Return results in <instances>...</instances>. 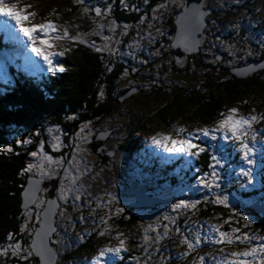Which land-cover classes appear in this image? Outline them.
<instances>
[{
	"label": "rangeland",
	"instance_id": "374dc122",
	"mask_svg": "<svg viewBox=\"0 0 264 264\" xmlns=\"http://www.w3.org/2000/svg\"><path fill=\"white\" fill-rule=\"evenodd\" d=\"M6 2L15 3L18 9L24 8L26 13L35 14L34 18H31L30 22L26 23L39 24L49 20L58 26L57 30L59 33H63L67 29L68 37L60 40H51L53 47L50 51L54 53H63L73 44H77L89 48L92 52L100 54L112 52L114 56H118V51L116 52L115 49L118 47L117 43L121 42L125 48L124 53L129 52V55H126L127 58H131L135 63L134 69L138 73H135V77L147 80L148 76L152 78V76L157 74V65L155 63L158 61H152L153 66H155L152 70L150 68H142L139 65L140 63L138 64L135 60L136 53L134 55L133 51L150 49L151 45L160 39V36L154 33V30H156V33L160 34V27L162 26L159 25L157 27L158 24H145L144 19L139 24H121L112 17V7L107 0H90L89 6L85 2L78 4L76 0H6ZM251 2V0H235L233 3L228 2V6H234L235 9L239 7L240 3L250 4ZM103 4L104 10L102 8ZM221 4L225 6L223 0H221ZM96 6L102 9V15L98 18L94 11ZM214 7L217 8V6ZM253 7L252 5V16L249 17L250 24L252 23L253 27L241 25L239 28L240 33L246 36V41L249 44L243 50L244 55H249V53H253V51L258 49L257 42L262 39L263 34L261 28L263 27L264 30V7L258 4ZM85 8L88 11H85ZM155 12L162 15L160 9L155 10ZM153 17H156V14H153ZM6 19L5 17H0V27H2ZM8 23L12 29L11 35L0 30V80L3 81L0 82V94L5 91V88L16 85L15 78L26 81L28 75L32 78L38 75L39 80H41V74H49L55 77L58 71L48 72V65L40 57L32 53L27 38L19 33V30L15 28L14 22L8 21ZM219 29V23L217 22L216 24L208 25L206 35L209 33L211 35ZM223 30L224 33H229L225 26ZM239 30L234 35L239 33ZM77 34L84 37L90 36V38L88 40L86 38L82 41H74L72 37L79 38ZM37 35L43 37L42 33L37 32ZM50 35L54 36L55 34ZM211 38L212 40L209 39V41L215 43V38ZM236 41L238 39L233 44ZM233 44L231 45L232 47L228 48L229 54L236 57L239 49ZM97 48L101 49V51H97ZM153 55H156L158 60L163 56L158 50ZM61 56L54 55L52 57L54 65L59 63ZM146 61L150 60H145L144 64H146ZM163 61L168 67L165 70V74L160 75L161 79L183 80L185 83H188L191 79L189 83L195 85L197 84L196 82H199V78L202 77L198 71L196 73L188 72V74L174 72L168 55L163 56ZM182 62L185 61L176 63L185 68V63ZM178 64L177 68L181 69ZM133 76L128 71L123 72L122 84H129L134 79ZM145 89L148 92L150 91L148 90L149 88ZM138 94L137 97L123 103L120 109L115 110V112L119 110V113H122L121 115H113L115 114L114 112L112 115L100 120V122L98 120L95 123L92 120H86L80 129L75 131L70 137L68 136L69 139H62V135L56 131V126H53L55 128L54 131H48L47 133L49 147H47L45 141L46 146L42 144L41 148L36 151L38 156L34 157L35 162L33 160V164H44L45 170L50 171L52 175L51 178L39 177V174L34 170L35 173H32L33 175L28 178L25 188L31 179H43L40 183L42 187H40L36 195L43 202V205L37 208L34 203H28L25 200L26 207L23 209L26 211L28 209L31 210L30 213L32 214L27 215V225L29 232H31L34 224L31 221L36 219L37 213L41 217L49 200L47 191L54 188V186L51 187L52 185H56L55 194L53 193L52 195L54 198L51 199L57 204L54 212V227L56 231V219L59 213V230L53 239L59 241V244L55 246L58 248V255L54 264H81L82 258L85 259L87 264H94L93 257H97L99 264H133L134 260H136V264H140V253L143 255L142 264H151L155 261L159 264H167L168 260H174L170 264H197L198 262H203L201 260L198 261L201 256L205 257L206 264H221L222 261L227 264L230 253L244 251L264 242V224L261 222L264 219V214L253 208L254 206L264 205V176L262 174L264 172V118L253 122L251 129H248L247 143L252 148L249 158L253 161L252 164H248L244 158L243 151L239 148V143L231 139L230 133H226L224 130L216 131L217 125L208 128L201 124L196 119L192 109H189L190 105L185 106L186 109L183 115L173 114L170 117H166V120L156 117L154 120H149L147 118L149 113H155L152 105L161 104L168 98L160 94L153 95V93H150L152 95L145 93L144 96L141 92H138ZM185 103L189 104V101ZM231 108L237 109V118L240 116L264 115V89L256 93L249 92L245 94L244 98L232 102V105L226 104L224 107L225 115L228 114V110ZM82 127H84V131L81 133ZM202 128H208L212 131L208 136H203L197 131ZM178 129H184V131L178 133ZM99 130H105V133L108 130L113 131L112 137L107 138L102 143L105 155L108 152L112 153V151L114 154L109 156V162L105 164H99L98 157L85 142L87 139H80V136L88 138ZM190 135L193 143L199 144L204 149L207 148L206 153H208L209 165L206 167L207 170L203 169V174L195 163V161L197 162V156H192L188 153L168 152L163 143H153V137L162 139L164 136H169L171 139H186ZM226 135L228 136L227 139L225 138ZM253 135L255 140L252 139ZM213 136H215V139H213ZM54 137L59 138L60 146L58 148L53 147L57 142ZM170 146L171 144H169ZM45 148L60 154L54 157L45 152ZM44 156L51 157V162L44 160ZM212 156H217L221 159L220 165L215 166V171L219 176L217 183H219L220 187L208 189L199 184L198 181L205 173H210L213 170L210 167V165L215 164L211 159ZM177 159L183 160V163H177ZM152 165L157 166V169L152 168ZM174 165L181 166V170L175 169ZM65 169L68 170L67 173ZM241 169L245 171L251 170L252 180L250 183L248 177L242 174ZM160 170L162 171L159 172ZM183 172L185 173L182 176ZM133 174L138 176L136 180L140 181L141 178L148 184L147 189H150L151 195L161 199L164 196L174 195L175 198H165L168 200L165 203L166 215L157 216L152 220H150L152 218L150 217L148 218L150 221H148L145 216L147 214L155 216L151 215L154 207L137 204L135 198L129 197L131 195L123 194L122 190L125 186L130 185V183L133 184L135 179ZM174 174L175 176H173ZM73 176L76 177L75 184L71 183ZM47 179L49 180L47 181ZM235 187L241 189L244 194L248 193L250 198L246 201L233 193L231 195L228 194L226 196L230 198L228 199V204L227 206L224 205V209L220 210L219 215H212L210 218H198L197 215L201 210L195 209L191 212V216L185 217L182 215L183 212H188L190 208L173 210L172 206L179 203L180 200H185L190 204L196 202L197 207V198L200 197V194H210V198H216L217 196L223 198L224 196L221 194L224 192L222 191H233ZM61 188L66 190L65 199L58 198ZM42 191L43 193H41ZM151 191H154V193L152 194ZM30 195L31 192L29 195L26 194V198ZM76 197L79 198L77 199ZM21 198H23L22 194ZM204 198L201 197V199ZM136 204L138 206H135ZM31 206H34L35 211ZM160 207L162 208L163 206ZM118 208H123L124 211L117 213L116 210ZM129 209H132V211ZM230 211L234 213V217ZM24 213L25 215L27 214L25 211ZM165 216L168 219H164ZM102 218L107 220L106 224L102 223ZM173 221L175 222L173 223ZM165 224L169 228L167 236L160 239L158 243L152 241L144 247L141 246L144 245L143 236L145 229H148L147 234L149 237H159L165 231L163 227ZM37 225L30 235L32 234L33 236ZM235 228H239L240 232L233 235L247 233L249 236L258 237L259 239H254L255 242L249 240L246 244L243 242L244 245L235 246L234 244H215L213 242L218 238L216 229L231 232ZM101 232L104 235H101ZM121 233L123 235H119ZM197 233H199L201 243L187 256L182 255L187 250V246L183 245L181 240L187 237L194 242ZM119 239L125 241L124 248L119 253L105 252L104 256H99L101 250L118 246ZM77 242L79 245L75 247ZM83 244L88 246L86 250L80 252L72 250L73 247L80 249ZM155 250H159L157 255ZM65 252L67 253V258H62L61 254ZM130 252H138V259L126 257ZM161 257L164 258L163 261ZM33 264L36 263L34 262Z\"/></svg>",
	"mask_w": 264,
	"mask_h": 264
},
{
	"label": "trees",
	"instance_id": "16d2710c",
	"mask_svg": "<svg viewBox=\"0 0 264 264\" xmlns=\"http://www.w3.org/2000/svg\"><path fill=\"white\" fill-rule=\"evenodd\" d=\"M107 1L112 7V17L121 24H139L144 19L145 24L151 23L153 25L158 24L157 27L162 26L160 27V34L154 30L160 39L156 40L150 49L133 51L134 55L136 53L135 60L138 64L140 63L142 68L152 70L155 67L152 61H158L155 63L157 74L152 78L148 76L147 80L135 77L138 74L134 69L135 63L131 58H127L126 55H129V52L124 53L125 48L121 42L117 43L118 47L115 49L116 52L118 51V56H114L112 52L107 54L92 52L89 48L73 44L59 58L58 64L63 65L64 71H58L55 77L49 74H41V80H39L38 75L34 78L28 75L26 81L15 78L16 85L5 88V91L0 94V148L11 145L13 150L12 152H0V248L12 243L10 235L19 239L25 247L31 241L32 234L30 235V233L38 221L36 219L31 221L34 223H32L31 232L28 228L26 232L20 231L21 226L28 222L24 211L26 213L31 212L30 209L26 211L22 208L21 192L25 188L28 178L35 171L21 173L29 163L35 162V158L30 153L37 151L42 144L46 146L47 133L49 129L54 131L53 126H56V131L62 135V139H69L86 120H92L94 123L98 120L100 122L106 116L112 115L118 108L120 109L123 103L137 97L138 92H141L143 96L145 93H149V95L153 93V95L160 94L168 98L161 104L152 105L155 113H149L147 116L149 120H154L155 117L166 120V117L173 114L183 115L185 106L190 105L189 109L195 113L196 119L209 128L218 125V121L223 118L222 114L225 112L226 104L232 105V102L244 98L245 94L256 93L264 89V67L253 70L246 76H238L234 72L235 69L247 66L251 62L264 60V47L260 48L264 45L259 41L257 42V50L249 55L243 54L245 46L249 44L246 41V36H243L239 30L241 25L251 26L249 17L252 16V5L255 7L258 4L264 7V0H251L252 2L247 3L248 5L240 3L239 7L235 9L234 6H228L230 2L233 3L235 0H223L225 6L221 4V0H209L208 8L211 9L212 13L206 18L207 26L204 28L200 40V49L195 55H187L184 59L185 62H182L185 63V68L176 63L170 46L175 31L174 17L180 11L183 0ZM84 2L89 6L90 0H84ZM162 4L166 5V9L159 7ZM103 6L104 4L102 5L104 10L105 7ZM157 9H160L162 15L154 11ZM153 14H156V17H153ZM216 22L219 23L220 29L211 35L210 33L206 35L208 25L216 24ZM236 24H239L237 29L239 33L234 35L237 30H233L232 26ZM224 26L229 33H224ZM78 37L76 39L78 41L90 38V36L84 37L82 35ZM211 37L215 38V43L209 41V39L212 40ZM236 39L238 41L233 44ZM232 44L239 49L236 57L229 54L228 48ZM157 50L163 56L168 55L170 57L171 68L174 72L188 74V72L196 73L198 71L202 75L198 80L199 82L192 85L189 83L191 79L189 84L183 80L161 79L160 75L165 74L168 66L165 65L163 56L158 60L156 55H153ZM147 59L150 61H146L144 64ZM177 64L181 69L177 68ZM127 71L134 75V79L129 84H122L123 72ZM145 88H149L150 91H146ZM188 101L189 104H186L185 102ZM119 114L122 113H119L118 110L113 115L118 116ZM69 116H73L75 119H68ZM16 140H30L31 142L16 144ZM47 147H49L48 143ZM88 147L91 149L90 146ZM44 150L54 157L60 154L56 151L51 152L48 148ZM206 151L207 148L197 156V162L195 161L202 174L204 173L203 169L209 165ZM98 159V162L102 160L100 157ZM108 159L103 164L109 162ZM179 162L183 163V160H178L177 163ZM151 167L157 169L155 165ZM174 167L179 170L182 168L179 165H174ZM167 169L169 170V168ZM262 174L264 176V172ZM39 177L41 176L39 175ZM53 186L56 185L51 187ZM222 192L224 193L221 195L224 197L233 193L242 200L247 201L249 199L248 193L244 194L238 187H235L233 191ZM199 196L197 198L198 206L195 208L201 210L197 215L198 218H210L212 215H219L220 210L224 209L223 204L214 202L216 198H210V194H200ZM201 197L205 198L201 199ZM31 207L34 208V206ZM195 209L190 208L188 212H183L182 215L191 216V212ZM230 213L234 217V213L232 211ZM261 222L264 224V219ZM252 241L255 242L254 239ZM243 242L246 244V241L242 239L233 244L234 246L244 245ZM33 263L32 259L30 264ZM0 264H29V262L9 255L0 256Z\"/></svg>",
	"mask_w": 264,
	"mask_h": 264
},
{
	"label": "snow or ice",
	"instance_id": "6c2138e0",
	"mask_svg": "<svg viewBox=\"0 0 264 264\" xmlns=\"http://www.w3.org/2000/svg\"><path fill=\"white\" fill-rule=\"evenodd\" d=\"M78 4H83L84 0H76ZM147 2V0H146ZM159 7H166V5H160ZM208 7H209V0H195V2L189 3L188 0H183L182 3V12L180 14V17L178 18L179 23V32L181 34L182 42L180 45H174V46H182L185 48V50H191L192 48L199 46V40L202 38L203 30L206 27L205 21L208 16ZM85 11H88L87 8H85ZM94 11L97 16L102 15V10L99 7L94 8ZM155 11V10H154ZM34 13H26L24 8L18 9L15 3H7L6 0H0V17L7 18L2 27H0V30L5 31L7 34L11 35L12 29L9 26L8 21H13L15 28L19 30V33L23 34L24 37L27 38L29 42V46L31 48L32 53L35 54V56L40 57L45 64L48 65L47 71L48 72H54V71H64L63 65L61 64H53L52 57L54 55H63V53H54L50 51V49L53 47V44L51 43L52 39L60 40L63 38H66L69 36V33L67 29L63 31V33L58 32V26L53 23L52 21L45 20L43 23L39 24H31L26 23L30 22L31 18H34ZM103 27V26H101ZM233 30H237L239 28V24L233 25ZM37 32L42 33L43 37H39L37 35ZM50 34H55L54 36ZM79 35V34H77ZM72 39L75 41L76 37H72ZM264 44V41L261 42ZM171 46V45H170ZM231 47V46H229ZM97 51H101V49L97 48ZM251 54V53H249ZM103 95V93H101ZM237 109L231 108L228 110L227 115H223V118L218 121L217 129L216 131L224 130L226 133H230V137L233 141L239 143L240 150L244 153V158L247 160L248 164H252V159L249 158V154L252 152V148L249 147V144L247 143L248 139V129H251L253 122L257 121L258 119L264 118V115L262 116H240L237 118ZM68 119H75L73 116H69ZM90 123V122H89ZM51 131V129H49ZM81 133L84 131V127L81 128ZM184 129H178L177 132H183ZM199 133H201L203 136H208L211 129L208 128H202L197 130ZM79 136V134H78ZM225 138L227 139L228 136L226 135ZM56 139V144L53 145L54 148H58L60 146L59 144V138L54 137ZM81 140H86V136H80ZM199 139V137H197ZM213 139H215V136H213ZM253 140H255V136L252 137ZM30 140H16V144H28L30 143ZM153 143L161 144L163 143L164 147L167 149L168 152L172 153H188L192 156H198L201 152L205 151L204 148H202L199 144L193 143V140L191 138V135L189 138L186 139H171L169 136H164L162 139H157L153 137ZM169 144L171 146L169 147ZM12 146L8 145L4 148H0V152H12ZM195 150V151H193ZM31 156L37 157L38 153L36 151H33L30 153ZM44 160H47L51 162V157L44 156ZM211 159L215 162L214 165H210V167L213 169L210 173H205L198 181L199 184L203 185L205 188L212 189L213 187L219 188L220 185L217 183L219 176L218 173L215 171V166L220 165L221 159L217 156H212ZM34 170L41 176L46 178H51L52 173L50 171L45 170V165L42 163H29L26 168L23 169L21 174L25 173H32ZM65 172L67 173L68 170L65 169ZM241 172L244 176L248 177L249 183L252 180V174L251 170H243L241 169ZM31 183V181H30ZM71 183H76V177L71 178ZM36 191H39V189H36ZM65 189L61 188L59 199H65ZM77 199L79 197H76ZM31 203H34L37 208L42 207L43 202L40 201V198L35 195V193L32 194V199L30 201ZM217 204H223L227 206L228 204V198L220 196L216 197V200L214 201ZM47 203L52 204V201H48ZM173 210L180 209V208H196V202L188 203L185 200H180L179 203L174 204ZM117 213H122L124 211L123 208H118ZM26 215H31V213H27ZM41 217L39 213L36 214V220L40 221ZM47 213H45V222L47 221ZM164 219H168L167 216L164 217ZM175 221H173L174 223ZM102 223H107V220L102 218ZM227 223V221H226ZM151 228V226H149ZM165 231L161 236L159 237H149L147 234L148 229H145V233L143 236L144 239V245H141L142 247L148 245L152 241L159 242L160 239H162L164 236H167L169 228L168 225H163ZM28 228V225L25 223L21 226L20 231L26 232ZM154 230V229H153ZM177 231H179L177 229ZM218 231V238H216L213 242L215 244H233L235 241H240L241 239L244 241H249L252 239H259L258 237H251L247 233H244L243 235H233L234 233H239L240 229L235 228L232 229L231 232H225V231H219V229H216ZM56 229L48 225V230L41 233L40 230H37L35 232V235L31 237L30 243H28V246L25 247L23 244L20 243L19 239H16L15 237L10 235V239L12 240V243L7 245L6 247L0 248V256H9L12 257H18L21 260H24L26 262H31V260L34 257L39 258L38 264H54L55 258L58 255V248L55 247L59 244L58 240H53L51 234H55ZM101 235H104L103 232H101ZM119 235H123L122 233ZM27 243V242H26ZM181 243L183 245L187 246V250L182 253V255L187 256L190 252H192L197 245L201 243V238L199 236V233H197V236L193 241H190L187 237H184L181 240ZM125 245V241L123 239H119L118 246L114 248H106L99 252V256H104L105 252H114L119 253ZM223 251V249H221ZM161 260L163 261L164 258L161 257ZM201 261H204V257H200ZM94 264H99V260L97 257H93ZM221 264H224L222 261ZM227 264H264V242L259 243L257 245H254L247 250L244 251H234L230 253V258L227 260Z\"/></svg>",
	"mask_w": 264,
	"mask_h": 264
},
{
	"label": "water",
	"instance_id": "95a60500",
	"mask_svg": "<svg viewBox=\"0 0 264 264\" xmlns=\"http://www.w3.org/2000/svg\"><path fill=\"white\" fill-rule=\"evenodd\" d=\"M189 3L191 2H195V0H188ZM182 6H181V9L179 12H177V14L175 15L174 17V26H175V31H174V35H173V39L171 40V47H172V53L174 54V57H175V60L177 62H181L183 61L188 53H192L194 51H197V47L195 48H192L191 50H185L184 47L182 46H174V45H180L181 42H182V38H181V34L179 32V23H178V18L180 17V14L182 12ZM210 14V9L208 8V15ZM205 24H207V21H205ZM204 32V30H203ZM201 40V39H200ZM200 45V44H199ZM264 64V60L261 61V62H251L249 65L247 66H244V67H240V68H237L234 70V72L238 75V76H246L247 73L253 71V70H256L255 68H251L252 66H255V65H258L260 67H264L261 65ZM112 130H108L106 133H105V130H99L95 133L94 136L92 137H89L85 142L88 146L91 147V150L100 158H102V160L99 162V164H102L104 163L107 158H109V156L113 155V152L110 153L108 152L107 155L104 154V147L102 146V143L108 138H111L112 137ZM99 135H101L99 137ZM31 183L27 184L26 188L22 191V208H25L26 207V203H25V200L30 203L31 199H32V194L35 193V195H37L38 191H36V189H40V187H42L40 185L41 181H43V179L41 178H36V179H31L30 180ZM29 181V182H30ZM138 184V183H137ZM56 191V187L49 189L47 192H48V195H49V200L48 201H52L53 203L52 204H49L47 203L45 209L43 210L42 212V215H41V220L39 222V224L37 225V230H40L41 233L43 234L44 232H46L48 230V225H51L54 227V212H55V207L57 206V204H55V201L51 200L52 198H54L53 193ZM31 192V195L26 198V194L29 195V193ZM123 192L124 194H127V195H131V196H135L137 200V204H140V205H146V206H150L152 207L154 202H155V199H150L144 192V188L142 187H137V185H134V186H126L125 189H123ZM55 194V193H54ZM24 199V200H23ZM24 202V204H23ZM135 205V206H138V205ZM254 209L258 210V211H261L263 214H264V205L262 206H254L253 207ZM154 211L151 213V215H155V216H159L161 215V212L162 210L161 209H156V208H153ZM157 214H155V213ZM45 213H47V221L45 222ZM151 216L150 215H146L145 218L148 219L150 218ZM149 220V219H148ZM55 228V227H54ZM35 231V232H36ZM35 232L33 235H35ZM50 235H52L51 233H49ZM34 262L36 264H38L39 262V258L38 257H34ZM55 261H56V258H55ZM55 263V262H54Z\"/></svg>",
	"mask_w": 264,
	"mask_h": 264
},
{
	"label": "flooded vegetation",
	"instance_id": "af4514ba",
	"mask_svg": "<svg viewBox=\"0 0 264 264\" xmlns=\"http://www.w3.org/2000/svg\"><path fill=\"white\" fill-rule=\"evenodd\" d=\"M251 26H253L252 25V23L250 24ZM263 31V34H262V39L259 41V42H262V41H264V30H263V27L261 28V32ZM262 44V43H261ZM262 45H264V44H262ZM262 47H264V46H261L260 48H262ZM135 180V179H134ZM134 183L135 184H133V185H136V183H139L138 181H134ZM130 185H131V183H130ZM44 191V190H43ZM43 191L41 192V193H43ZM144 191H145V194L149 197V198H152V199H155L156 201H157V203H154L153 204V206L152 207H154V208H156V209H159V208H161L160 206H163L161 209H162V212H161V217L162 216H164V215H166V213H167V209H166V207H165V203H167V201L168 200H166L165 198H173L174 196L173 195H170V196H164V198L163 199H161V198H158L157 196H155V195H152V196H150V194H149V191L148 190H145V187H144ZM124 194V193H123ZM125 195H127V194H125ZM130 198H135L136 199V197L135 196H129ZM128 198V197H127ZM175 198V197H174ZM136 200H138V199H136ZM134 202H136V201H134ZM159 205V206H158ZM125 206V205H124ZM33 209H35V208H33ZM130 211H132V209H129ZM59 215V213L57 214V216ZM160 216V215H159ZM158 216V217H159ZM56 221H57V231L55 232V234L53 235V237H52V239H54L55 237H56V235H57V232H58V230H59V225H58V218L56 219ZM78 245H79V243L77 242L76 243V245H75V247H78ZM75 247H73L72 248V250L73 251H75V252H80V251H84V250H86L87 248H88V246L87 245H81L80 246V249L79 248H75ZM163 250H165V249H163ZM156 251V255L158 254V252H159V250H155ZM134 252H130V253H128L127 254V256L126 257H128V258H130V259H132V258H136V259H138V252H136V253H134ZM140 255H141V257H140V261H139V263L140 264H142L141 263V260L143 259V255L140 253ZM61 256H62V258H67V253L65 252L64 254H61ZM155 256V255H154ZM201 257H204V256H201ZM82 262H81V264H87L86 262H85V259H83L82 258ZM204 260L205 261H203V262H198L197 264H206V259H205V257H204ZM136 260H134V262H133V264H136V262H135ZM174 260H168V263L167 264H170L171 262H173ZM198 261H200V258L198 259ZM151 264H159V263H157L156 261L155 262H153V263H151ZM180 264H185V263H180Z\"/></svg>",
	"mask_w": 264,
	"mask_h": 264
},
{
	"label": "bare ground",
	"instance_id": "6f19581e",
	"mask_svg": "<svg viewBox=\"0 0 264 264\" xmlns=\"http://www.w3.org/2000/svg\"><path fill=\"white\" fill-rule=\"evenodd\" d=\"M210 12H211V10H210ZM204 36H205V34H204ZM199 44H200V40H199ZM198 49L197 50H199L200 48H199V46L197 47ZM195 53H197V51H194V52H192L191 54H195ZM261 65L262 66H264V64H262L261 63ZM244 67V66H243ZM251 68H255V69H261V68H263V67H260V66H258V65H255V66H252ZM133 184H135L134 182H133ZM133 184H131V186H134ZM136 185H137V187H141L142 188V181H140L138 184L136 183ZM148 185V184H147ZM150 190V189H149ZM152 192V194L154 193V191H151ZM124 193V192H123ZM149 194H150V191H149ZM150 196H152L151 194H150ZM157 201L155 200V202L154 203H156ZM153 215V214H152ZM152 218L150 219V220H152V219H154L155 217H157V216H151ZM150 220H148V221H150Z\"/></svg>",
	"mask_w": 264,
	"mask_h": 264
}]
</instances>
